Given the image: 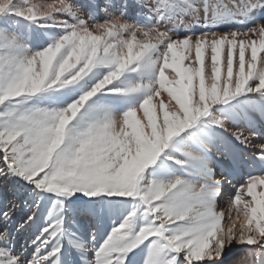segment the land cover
Segmentation results:
<instances>
[{
    "label": "snow or ice",
    "instance_id": "obj_1",
    "mask_svg": "<svg viewBox=\"0 0 264 264\" xmlns=\"http://www.w3.org/2000/svg\"><path fill=\"white\" fill-rule=\"evenodd\" d=\"M234 244L264 255V0H0V264Z\"/></svg>",
    "mask_w": 264,
    "mask_h": 264
},
{
    "label": "rangeland",
    "instance_id": "obj_2",
    "mask_svg": "<svg viewBox=\"0 0 264 264\" xmlns=\"http://www.w3.org/2000/svg\"><path fill=\"white\" fill-rule=\"evenodd\" d=\"M256 117H257L258 122H259V120H261V119L258 118V116H256ZM257 142L259 143L260 141H257ZM247 154L249 155V153H247ZM248 155H246V158L248 157ZM242 168L245 169V167H242ZM246 169H245L243 175L246 173ZM227 188H228L227 186H225V188H224V198L221 201V206L222 207H226L227 202L230 199V196L232 194H234L232 189H231V191H227L228 190ZM4 195L6 197L9 195L7 189L4 190ZM24 199H25V197L23 195H21L17 199V219L18 220H22L25 217L26 213H27V206L24 204ZM35 230H36V226L35 225L30 226V227L29 226H26L19 233V236L17 238V247L23 248L26 245V242L29 241V239L32 237V235L35 232ZM232 247H230L226 251L223 259L219 262V264H237V262H240L241 259H242V261L243 260H247V258L249 256V253L247 251L250 248H241L240 250L239 249H236L235 250L234 247L233 248ZM250 250H251V252L252 251L254 252L256 261L259 260L260 255H258L257 253H255V251L253 249H250ZM145 258H146V253H142V259H143V261L145 260ZM139 262L142 263L141 260H139Z\"/></svg>",
    "mask_w": 264,
    "mask_h": 264
},
{
    "label": "bare ground",
    "instance_id": "obj_3",
    "mask_svg": "<svg viewBox=\"0 0 264 264\" xmlns=\"http://www.w3.org/2000/svg\"><path fill=\"white\" fill-rule=\"evenodd\" d=\"M34 2H36V3H44V2H51V0H34ZM226 2H227V0H226ZM229 30V28L228 27H220V28H218V29H216V31H218V32H224V31H228ZM256 116H258V118H260V119H262L261 117H260V115L258 114V113H256V114H253V119H255V120H257L258 121V119H257V117ZM260 121V120H259ZM246 155H248L247 153H244V156H245V158H246ZM250 155V154H249ZM249 155H248V157H249ZM247 157V158H248ZM246 158V159H247ZM243 167H245V169L248 167V165L247 164H245ZM245 169H241L240 170V173H239V175H237V177H236V179L233 181V183H236V181L237 180H240L241 179V177L243 176V173H244V171H245ZM249 171V167L246 169V172H248ZM228 188V190L227 191H231V189H232V187L230 186V185H226ZM233 190V189H232ZM223 198H224V196L222 197V199H221V201L223 200ZM85 227H87V224L85 223ZM101 235H102V233H101ZM98 239H99V236H98ZM233 247H234V249L236 250V249H241V248H249L248 246H242V245H233ZM232 247V248H233ZM248 253H249V256H248V258H247V260H243L242 261V259L240 260V262H241V264H264V255H260V258H259V260H257L256 261V258H255V255H254V252L252 251L251 252V250L249 249L248 251H247ZM143 253V252H142ZM142 253H138V255L136 256V264H144V261H143V259H142ZM139 260H141V262L142 263H140L139 262Z\"/></svg>",
    "mask_w": 264,
    "mask_h": 264
}]
</instances>
